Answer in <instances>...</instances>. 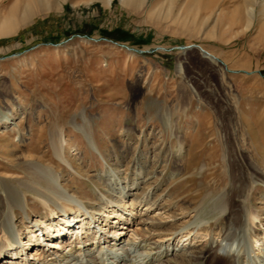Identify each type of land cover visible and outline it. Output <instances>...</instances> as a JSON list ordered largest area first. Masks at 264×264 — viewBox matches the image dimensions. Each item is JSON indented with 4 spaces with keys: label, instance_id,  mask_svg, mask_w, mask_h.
<instances>
[{
    "label": "rangeland",
    "instance_id": "obj_1",
    "mask_svg": "<svg viewBox=\"0 0 264 264\" xmlns=\"http://www.w3.org/2000/svg\"><path fill=\"white\" fill-rule=\"evenodd\" d=\"M26 2L0 0V185L38 164L89 211L122 197L175 230L205 197L264 175V0H43L28 15ZM192 44L222 65L179 50ZM23 196L26 240L50 214ZM248 198L262 232L263 180Z\"/></svg>",
    "mask_w": 264,
    "mask_h": 264
},
{
    "label": "bare ground",
    "instance_id": "obj_2",
    "mask_svg": "<svg viewBox=\"0 0 264 264\" xmlns=\"http://www.w3.org/2000/svg\"><path fill=\"white\" fill-rule=\"evenodd\" d=\"M26 1L23 10L27 15L43 2ZM10 10L13 14L17 7ZM201 56L216 63L210 56ZM181 70L178 63L177 72ZM28 167L33 171L26 183L20 180L16 185H0V264H264V231L256 233L258 217L248 200L251 184L257 180L264 182L259 171L247 174L236 189L214 199L205 197L192 212V220L181 229L168 230V221L162 215L153 210L149 216L151 206H145L143 213L141 209L134 212L137 206L128 205L122 197L115 204L109 201L100 212L89 211L57 185L50 170L33 163ZM23 191L34 194L50 214L48 219L26 228V240L19 225L13 222L16 210L27 218L21 201ZM144 215L146 218H142ZM208 220L213 221L216 229L204 234L208 240L206 252H196L190 245L192 237L203 224L210 228ZM180 233H184L180 238L184 243L189 240L186 248L179 246ZM29 253L32 254L27 258ZM172 255L176 258L170 259Z\"/></svg>",
    "mask_w": 264,
    "mask_h": 264
},
{
    "label": "water",
    "instance_id": "obj_3",
    "mask_svg": "<svg viewBox=\"0 0 264 264\" xmlns=\"http://www.w3.org/2000/svg\"><path fill=\"white\" fill-rule=\"evenodd\" d=\"M190 49H197V50H199L198 52H199L201 55H203V56H210L211 58H213V60L216 61L217 64L222 65V62H221L219 59H217V58H215V57L209 55V53H207L205 50H203V49H202L200 46H198V45H194V44H192V45H190V46H182V47H179V50H181V51H183V52H185V51H187V50H190Z\"/></svg>",
    "mask_w": 264,
    "mask_h": 264
}]
</instances>
